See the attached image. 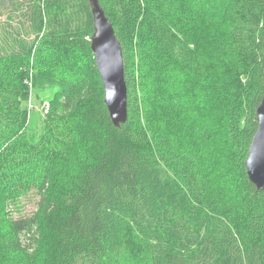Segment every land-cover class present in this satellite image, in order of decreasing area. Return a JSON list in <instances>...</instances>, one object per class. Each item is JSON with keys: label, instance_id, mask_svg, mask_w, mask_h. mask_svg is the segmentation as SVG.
Returning a JSON list of instances; mask_svg holds the SVG:
<instances>
[{"label": "trees", "instance_id": "trees-1", "mask_svg": "<svg viewBox=\"0 0 264 264\" xmlns=\"http://www.w3.org/2000/svg\"><path fill=\"white\" fill-rule=\"evenodd\" d=\"M3 1L0 214L12 199H39L32 214L7 219L0 264H264V190L246 170L264 96V0H99L123 49L128 120L120 128L91 49L89 1ZM69 62L81 63L82 75ZM41 81L56 86L68 120L62 136L51 130L55 159L41 154L23 106ZM164 87L183 97L167 119L199 114L194 128L219 100L221 172L186 139L167 136L153 115Z\"/></svg>", "mask_w": 264, "mask_h": 264}, {"label": "rangeland", "instance_id": "rangeland-1", "mask_svg": "<svg viewBox=\"0 0 264 264\" xmlns=\"http://www.w3.org/2000/svg\"><path fill=\"white\" fill-rule=\"evenodd\" d=\"M191 1V0H189ZM202 5L204 8L207 4L204 5V3H198ZM8 5L7 0H4L2 2V6L6 7ZM191 5V3H190ZM201 15V14H200ZM203 16V15H202ZM205 16L202 18L204 19ZM7 20V13L5 10H0V22H4ZM1 25V24H0ZM212 29V28H211ZM214 30V28L212 29ZM211 30V31H212ZM204 31H210L208 28H206ZM85 61V59H84ZM50 65L52 62V59L49 61ZM54 62V61H53ZM57 62V61H55ZM69 67L73 69L74 73H77L79 75H82V67L81 63L75 64V62H72ZM85 68L83 72L89 77L94 76V65L92 63H85ZM42 67V66H41ZM59 65L56 67V70L59 73ZM58 68V69H57ZM42 69L41 73H46L47 75L50 74L52 76V66H49V70L45 67ZM39 68H35L34 71H32L33 77L35 74L39 75L38 73ZM54 72V71H53ZM63 73V72H62ZM63 74H67L70 76V73L68 71H65ZM84 74V75H85ZM64 76V75H63ZM32 77V78H33ZM49 78V76H47ZM45 79V76L43 77ZM31 92L29 95V99L23 103V106H26L28 109L27 112V122L29 123V133L30 135H36L37 140L35 142L39 143L41 154L44 153L45 160H47L50 156L55 159L56 156H58L57 152L59 150V145H57L58 142L56 141L55 135L51 133V130H55L56 136H62L65 134V130L63 128V125L67 123V118L64 117V112L58 108V99L59 95L57 93L58 89L56 86H50L49 83H45L44 81H41L39 83V87H34L32 85V82L30 84ZM163 91V92H162ZM161 91V96H167L165 98L159 97L161 102H157L156 105H154L156 108L154 109V114H156V117L162 122L163 130H165L167 136L172 140L180 141L181 139L187 140V147L190 149L196 151L201 156V159H208L209 163H211L212 171L213 173L221 172L222 170V162L219 163L220 160V144L223 139V133L221 132L222 129V122H223V112H222V106L218 99H216V104L209 105L204 110V113L202 115L203 124L201 121V126H196L195 128L191 126V123H195L197 118L199 117V114L193 115L192 119H189L183 123V120L175 119V116L173 115L171 119H167L166 112L167 110H171L174 106H179V102L183 100L182 98H178L175 94L172 95L169 87H164V89ZM160 95V92L158 91V96ZM224 98V97H223ZM227 98H229L227 96ZM212 106V107H211ZM159 108H165V111L163 112V115L158 112ZM157 109V113H155V110ZM213 118V120H212ZM211 121V123H210ZM188 122L187 125V131L184 129L186 128L185 125ZM209 122V127L205 128ZM183 123V124H182ZM208 126V125H207ZM211 126V127H210ZM213 130V131H212ZM216 151V158L212 153ZM217 163V164H216ZM219 163V165H218ZM54 165V163H48L44 162L42 166L49 167ZM41 165H38L37 168L39 169ZM36 166L34 165L33 169L30 168V170L36 171ZM53 168V167H52ZM23 170V169H22ZM17 176H26L25 172L22 171L21 174H16ZM230 181V180H229ZM39 197L35 194L30 193L28 196L19 198V199H12L10 201L7 207H5L2 210V213L0 214V232L3 231L5 228V224L9 216L12 217H19V216H27L32 214L36 210V205ZM17 258V257H16ZM31 261V260H30Z\"/></svg>", "mask_w": 264, "mask_h": 264}, {"label": "water", "instance_id": "water-1", "mask_svg": "<svg viewBox=\"0 0 264 264\" xmlns=\"http://www.w3.org/2000/svg\"><path fill=\"white\" fill-rule=\"evenodd\" d=\"M88 1L94 19L91 49L102 80L105 105L113 125L120 128L128 120V88L123 49L99 0ZM256 113L258 128L249 148L246 170L251 183L258 190H264V96Z\"/></svg>", "mask_w": 264, "mask_h": 264}]
</instances>
